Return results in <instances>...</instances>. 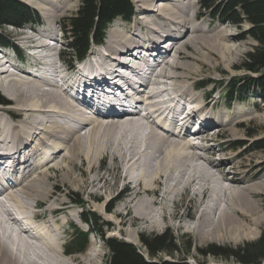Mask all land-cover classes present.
<instances>
[{
    "label": "bare ground",
    "instance_id": "6f19581e",
    "mask_svg": "<svg viewBox=\"0 0 264 264\" xmlns=\"http://www.w3.org/2000/svg\"><path fill=\"white\" fill-rule=\"evenodd\" d=\"M18 1L31 6L53 22L59 17L58 9L52 7L57 0ZM156 1L133 0L137 13L141 15L137 23L141 26L142 22L145 34L127 37L126 32L112 28L104 45L106 55L94 54L97 68L90 69L111 78L122 94L131 92L127 88L130 86L127 78L121 77L119 70L133 75L137 72L124 66L119 60L143 62L146 57L151 59V53L156 54L157 59H153L152 64L143 65L149 71L151 83L142 79L143 86L137 88L136 97L125 95V99L130 100L132 105L123 115H119L114 106L103 105L96 108L93 117H88L85 111L91 106L72 93L81 103L73 100L65 90L57 86L55 78H59L64 85L68 81L74 85L79 78L84 77V71L70 72V68L65 67L60 59V46L58 48L54 44V49L59 51V62L49 55L41 60L30 61L37 70L50 75L42 74L37 77L32 71L25 73L13 65L9 67L23 76H19L17 72L7 75L5 65L8 66V62L0 64V76H8L0 78V91L7 100L2 96L1 98L2 102L9 105V108H0V115L6 118L0 117V164L4 168L14 164L15 171V174L4 178H15V184L3 191L0 188V264L82 263L84 256L80 260L65 256L70 254L66 248L67 242L64 252L62 242H59L60 233L64 231L59 230L52 217L44 220L43 224H37L34 220L39 217L32 210L40 206L38 201L51 199L46 191L50 174L48 172L64 170L66 166L63 163L74 169L78 159L88 165L89 180L86 182L92 192L100 191L107 184L104 178L96 173L92 174L94 164L107 158L118 161L119 166L116 168L121 170L122 175H117L115 180L124 181V187L131 191L123 204L126 210L123 216L131 215L134 225L142 223L154 228L160 224L158 221L165 222L166 205L171 203L175 206L177 197H183L192 189V200L200 197L202 202L212 200L216 207L220 203L225 206L223 209L218 208V211L214 207L219 215L216 217L217 221L212 228L202 232L199 230L207 222L206 211H199L193 229L201 239L221 241L225 234L234 242H239L255 237L259 223L264 219V214L260 215L263 210L262 201L259 200V194L264 192V178L260 179L259 172L256 171L251 172L249 178H240L234 172L233 163L218 162L212 147L204 150L200 148V143L208 144V133L218 129H214L211 124L221 128L227 126L223 119L214 121L211 117V121L205 120L197 133L192 135V122L184 113L186 108L193 106L192 103L208 102L206 96H198L195 87L191 90L187 88L188 74L184 72L187 66L180 62L186 56L188 47L196 48L204 30L203 24L193 12L191 0ZM28 24L31 25V22L23 27ZM27 31L34 30L28 28ZM0 36L7 41V44L0 45V53L5 54V50L10 48L12 54L21 55L20 50L11 44L13 39L2 34ZM43 37L47 39L41 41V38L38 40L31 36L33 46L27 45L24 40L23 49L48 54V46H51L49 43H57L54 41L57 40L56 35L51 28ZM165 38L168 39L166 43L171 44L168 50L167 46L160 47L159 44ZM211 45L218 51L214 43ZM221 51L227 54L231 49L228 44H222ZM12 54L8 53L6 56L19 62ZM157 70L158 74L154 75ZM101 79L105 78H92ZM103 84L106 82L102 81L100 85ZM96 91L99 92L100 89ZM206 106L214 111L213 101ZM101 109H104L103 113ZM17 118L18 124H15L14 120ZM178 118L183 125L182 131L176 125ZM237 125L239 123L234 126ZM188 136L190 141H187ZM192 138L197 143H193ZM1 177H5L3 171ZM175 208L177 207H174L170 216L172 219H182L183 216ZM31 212L35 213L29 217ZM49 212L51 216L65 213L64 210L53 207ZM121 213L116 212L114 216L117 218ZM248 221H251V228H248ZM63 224L65 226V220L62 221ZM20 226L25 228L21 229ZM86 255L92 254L86 252Z\"/></svg>",
    "mask_w": 264,
    "mask_h": 264
},
{
    "label": "rangeland",
    "instance_id": "374dc122",
    "mask_svg": "<svg viewBox=\"0 0 264 264\" xmlns=\"http://www.w3.org/2000/svg\"><path fill=\"white\" fill-rule=\"evenodd\" d=\"M191 1L193 2V12L196 15H198V21L203 24L204 30L203 33L200 34L201 39L196 43V48L188 47L185 52L186 56L180 59V62L187 66V70L184 71L185 73L188 74V78L186 81L187 88L189 87L188 89L191 90L193 87H195L194 84L201 80L215 79L216 82L220 84V83H226L229 80V78L242 75V72H244V70L240 68L242 62L244 61V57L246 56L247 53L252 51L253 48L257 45L254 40H252L250 37L245 36V31L249 28L248 24L246 23L242 25L241 28H236L228 23L221 22L218 20H213L211 15L213 14L214 10L209 12L208 10L202 8V4L200 0H191ZM131 2L134 6V13L131 22L127 23L123 21H115L112 25H110L108 31L106 32L107 38L109 37L108 34L110 29L112 28L126 32L127 37L132 34L142 35L146 33V29L144 28L142 22L140 23L141 26L137 23L139 22V20L137 19L138 14L139 16L141 15L140 13H137L138 10L136 3H133V0H131ZM156 2H158V0ZM52 7L54 9L55 7L58 9L57 14L59 15L58 19L54 22L46 18V16L41 13L43 16L42 18L39 11L38 13L42 18V25L44 26L46 23L49 25L48 31H44V33L48 34L51 28L53 29V32L56 35L55 38L57 39L54 40L57 41V43L55 42L54 43L56 47L58 46V48L60 47L62 48V49L60 48V57H61L60 59L63 58L62 61L65 64L68 63L67 61L73 59L75 55L74 53L70 52L67 46L68 37L64 32L62 33L60 32L59 25L60 26L62 25L64 19L69 18L76 14L78 8L80 7V0H57L56 4H54ZM31 9L35 10L33 8ZM46 14H48V12H46ZM153 14L155 13L153 12ZM29 27H30L29 24L28 26H25L20 29L12 26H6L0 29V34L4 35L8 39H13L14 45L20 50L22 54V48H23L22 42L24 40L27 43V45L33 46L34 44L32 43L33 39L30 38L31 36L35 39L37 38L38 40L39 38H41L40 39L41 41H45L47 39L43 37L46 36L47 34L45 35L42 34L41 32L27 31ZM35 28L40 29V27L38 26H35ZM24 37H27V39L26 38L24 39ZM163 40L168 41L167 38ZM211 43H214L218 47V51L216 50L215 47L211 45ZM222 44H228L231 51L228 52L227 54L222 53L221 51ZM41 55H46V53H41ZM222 57L224 58L222 59ZM8 58L9 57L4 55V53H0V60L3 61L1 63L8 62L7 64L8 66L5 65L6 70L9 67V65H13L17 69L25 73L30 72L33 69L32 63L31 64L29 63L24 67H21L20 62L14 61L15 59L12 60V58L11 59ZM25 59H26V55H25ZM158 72L159 71L157 70L154 73V75L158 74ZM17 74L19 76H23L20 75L18 72ZM7 75H5L4 77L5 78L8 77ZM244 75H247L251 78L256 77L255 75L245 72ZM4 77L0 76L1 79H4ZM194 89L196 91V88ZM208 92L209 89H203V90H199L197 94L198 96L201 97L206 96V98H208L207 96ZM223 93H224V89H220V90L217 89V91L215 92V96L212 97L211 100H209L208 104L211 103L212 101L215 104L214 106L215 115L217 114L218 115L217 118L213 117L214 118L213 120L216 121L218 118L222 116L221 119H224V122L225 124H227V126L221 128L211 124L212 127H215L214 129L217 128L218 129L215 131H211V133H208V137H207L209 140L208 144L200 143V148L204 150L209 147H212V151L215 153L216 155L215 158L218 159V162L230 161L226 163H233V167L235 169L234 172L236 173V176L240 178H244V176L249 178L250 173L256 171L259 172V177L260 179H262L264 178V152L260 150H254V147L258 140L264 139V103L259 102L258 100L259 96H256V98L253 97L249 98L244 103H234V105L231 107L233 108L232 110L225 111L224 101L222 100ZM0 95L4 97L5 100H7L6 96L1 91H0ZM217 97H219L220 99L218 100ZM195 104L196 106H198V104L200 103L198 104L192 103V105ZM0 117L3 116L0 115ZM236 123H239V125L235 127L234 125ZM15 124H18V118ZM192 139L195 140V138ZM215 141L216 144L218 145L215 144ZM235 144L236 146H234ZM235 155H237V157H235ZM117 163L118 161L117 162L112 161L110 158H107L103 162L100 160L94 164L92 174L96 173L98 176H101L102 178H104V180L107 181V184L103 187V189H101L98 192L95 191L92 192V188L88 186L86 182L87 180H89V178H88V165L85 162L81 161L80 159L76 160L74 164V169L70 168V166H67L65 163H63L66 166L64 170H59V171L53 170L52 172H48V174L49 173L50 174L48 176L49 181L47 182L46 191L51 199L46 201H38L37 203L40 204V206L32 209L33 211L39 209L38 211H36V214L38 215L39 218L37 220H34L35 222L38 221L36 222L37 224H43L44 220H49L51 219L50 217H52V220L56 222V226L58 225L59 230L64 231L60 233V239H59V242L60 243L62 242L61 248L63 252L65 250L64 247L65 243L68 241L72 233V231L69 229V226H67V224L71 222L70 224H73V226H75L84 233L87 230L86 226L80 224L78 222L77 217H75V214L76 215L80 214L81 208L73 205L68 199L67 195L70 196L71 194H75L82 200L86 201V203L88 204L86 210H89V212H94L99 216V218L103 222H106L110 225L108 226V228L104 226L101 227V224L99 223L98 226H100V228H95V227L93 228L96 234H92L89 237L88 248L86 249V251L82 253L70 255V257L77 258L79 260L82 256H84V259L81 264L106 263V260L109 256V252L107 251L106 246L104 245L101 239V235H103L105 239L116 238L119 241L134 246L141 254L144 255V258H146L148 261H151L147 257V254L143 249V245L139 240L140 236H145V237L159 236L167 232L170 236H172L174 239L179 241V243H176V245L178 246L179 244H181L182 241L191 242V247H192L191 251L189 252V255L186 256L187 257L186 261L189 264H237L233 259L223 260L213 256L203 257L200 255L199 252H205L208 250L209 247H215L217 249H223V250H235V248L241 247L247 243H253L257 241L261 236H264V219H263L259 223V228L257 230L255 237H253L252 239H242L239 242H234L232 239H229V237H227L225 234H223L221 241H217V239H213V240H209L205 238L201 239L200 236H198V234H196L195 230L193 229L195 220L197 218L196 216L198 215L199 211L200 212L202 210L206 211L207 222L203 223V227L201 226V229L199 230V232L200 231L202 232L205 230H209V228L213 227L212 225L215 224L218 218L217 216H219L216 210L218 211L219 210L218 208L223 209V207L225 206L224 204L220 203V205L216 207V205H213L215 203H213L212 200H209L210 202H207V200L206 201L204 200L202 202V200H200V197H197L196 199L192 200L193 198L192 189L183 197H177L175 206H172L171 203L169 204L167 203L168 204L166 205L168 206L166 207L167 219L165 222L158 221L160 224L155 226L154 228L148 227L147 225H143L142 223L140 225L139 223H136V225H134L133 218L131 215H130L131 217L123 216V214L126 212L124 207L125 205L123 204L131 195V191L124 187L125 184L124 181L121 180L116 182L115 177L117 175L119 176L122 175L121 170L116 168L117 166H119ZM123 187H124V193H120V191L123 190ZM194 188L195 187H193V189ZM116 195H119L121 197L119 201H117L116 203L114 202L109 203V201L115 198ZM259 195H260L259 200L262 201L261 209L263 210L261 211L260 215H263L264 192H262ZM159 201H161L160 197H159ZM51 204H53V206H51ZM109 204L112 205L109 207ZM51 207L55 208L56 210H58V208L59 210H64L65 213L64 214L57 213L51 216L49 212ZM174 207H177L175 208V210H177L183 216L182 219H172L170 214L174 210ZM214 207L216 208V210ZM105 209L111 210V212L108 215H105L104 213H102V210ZM120 210L121 211L123 210L122 213ZM71 211H74L75 214L72 213ZM156 211L158 212L159 209L158 210L156 209ZM116 212H119L122 215L117 216L116 218V216H114V213ZM32 213L35 212H31L29 214V217L32 215ZM0 216L2 217L1 210H0ZM63 216L65 217V219ZM63 220L66 221L65 226L64 224L62 225ZM250 222L248 221L247 223L248 228H251ZM13 232L12 234H14ZM31 243L34 242L31 241ZM86 252H91L92 255L88 256L86 255ZM181 258H182L181 254H177L174 256L159 254L153 262L154 263L164 262V261L173 262V261H179Z\"/></svg>",
    "mask_w": 264,
    "mask_h": 264
},
{
    "label": "trees",
    "instance_id": "16d2710c",
    "mask_svg": "<svg viewBox=\"0 0 264 264\" xmlns=\"http://www.w3.org/2000/svg\"><path fill=\"white\" fill-rule=\"evenodd\" d=\"M202 8L213 11V19L241 28L248 24L245 36L256 42L252 51L246 54L241 68L245 73L255 75L251 78L233 77L227 81L224 100L232 104L236 99H243L249 94L257 92L259 98L264 100V0H200ZM217 3V5H216ZM134 8L131 0H80V7L75 15L63 20L60 26L62 32L67 35V46L74 58L82 57L91 42H101L105 26L114 19L129 20ZM39 17L23 3L17 0H0V29L6 26L21 28L27 23L36 22ZM7 44L3 36H0V45ZM209 81L201 83L206 86ZM0 100L3 101L2 98ZM257 150L264 151V141L256 143ZM74 204L82 205L81 200L75 194H71ZM112 205V204H111ZM109 204V207L111 206ZM110 211V210H108ZM82 219L91 227L100 228L108 226L95 213L86 211ZM100 232V231H99ZM109 252L105 264H189L186 256L191 251V242H181L174 239L167 232L159 236H140L139 240L148 261L134 246L119 241L116 238H102ZM87 247V235L76 230L68 244L70 254L81 253ZM201 256H213L223 260L233 259L237 264H264V236L253 243H247L235 250H223L209 247L205 252H199ZM159 254L174 256L181 254L179 261L158 262L153 261Z\"/></svg>",
    "mask_w": 264,
    "mask_h": 264
}]
</instances>
